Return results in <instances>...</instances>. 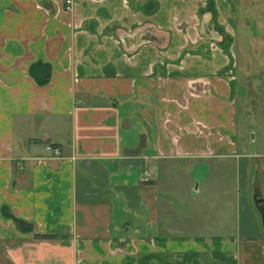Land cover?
Masks as SVG:
<instances>
[{
	"label": "crops",
	"instance_id": "obj_1",
	"mask_svg": "<svg viewBox=\"0 0 264 264\" xmlns=\"http://www.w3.org/2000/svg\"><path fill=\"white\" fill-rule=\"evenodd\" d=\"M66 1L0 0V264H264V0Z\"/></svg>",
	"mask_w": 264,
	"mask_h": 264
},
{
	"label": "rangeland",
	"instance_id": "obj_2",
	"mask_svg": "<svg viewBox=\"0 0 264 264\" xmlns=\"http://www.w3.org/2000/svg\"><path fill=\"white\" fill-rule=\"evenodd\" d=\"M241 76V75H240ZM257 76V75H254ZM243 99V98H242ZM245 100V99H243ZM241 100L240 107L241 113L240 117L246 116L251 117L244 127H241V132H243V137L241 141L246 143V149L248 152L252 154H260L264 153V145L262 142L264 141V128L260 127V124L254 122V113L256 112V108H258V102H252L250 106H248V101L244 102ZM246 101V100H245ZM257 104V105H256ZM243 109L249 110V113H243ZM241 125V124H240ZM255 173L258 171V165L255 166Z\"/></svg>",
	"mask_w": 264,
	"mask_h": 264
},
{
	"label": "water",
	"instance_id": "obj_3",
	"mask_svg": "<svg viewBox=\"0 0 264 264\" xmlns=\"http://www.w3.org/2000/svg\"><path fill=\"white\" fill-rule=\"evenodd\" d=\"M252 204L260 216L261 224L264 230V198L260 188V178L258 171H254L252 180Z\"/></svg>",
	"mask_w": 264,
	"mask_h": 264
},
{
	"label": "built area",
	"instance_id": "obj_4",
	"mask_svg": "<svg viewBox=\"0 0 264 264\" xmlns=\"http://www.w3.org/2000/svg\"><path fill=\"white\" fill-rule=\"evenodd\" d=\"M66 10L72 11L73 10V0H67L66 1ZM47 149L54 153V155L59 156L60 150L58 148H55L53 146H48Z\"/></svg>",
	"mask_w": 264,
	"mask_h": 264
}]
</instances>
